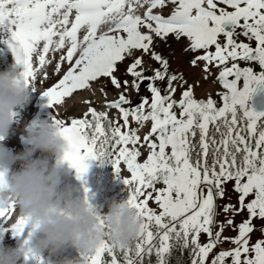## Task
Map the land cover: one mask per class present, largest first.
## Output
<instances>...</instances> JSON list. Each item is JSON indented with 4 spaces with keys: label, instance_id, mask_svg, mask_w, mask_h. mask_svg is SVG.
<instances>
[{
    "label": "rangeland",
    "instance_id": "obj_1",
    "mask_svg": "<svg viewBox=\"0 0 264 264\" xmlns=\"http://www.w3.org/2000/svg\"><path fill=\"white\" fill-rule=\"evenodd\" d=\"M180 1L152 7V0H0V217L19 206L6 204L9 195L54 184L42 174L52 154L60 155L62 147L68 159L82 152L83 141L77 147L65 140L72 127L100 164L95 197L71 207L73 231L63 251L53 249L63 200V214L51 216L48 225L30 218L34 230L27 242L56 228L44 246L47 264H84L101 245L102 264H130L151 245L161 259L172 231L192 242L193 264H264V117L257 119L248 106L253 85L264 82V44L256 39L264 36V0L253 9L200 0L220 15L246 11L237 22L250 29L237 22L232 27L225 63L224 57H200L206 42L191 46L197 32L215 26L196 10L187 15L197 22L191 30L155 32L154 14L172 15L185 6ZM83 8L96 17L102 11L97 30ZM131 32L138 33V45L128 43ZM91 60L97 61L94 70H81ZM76 73L87 79L71 84L68 76ZM204 82L215 84L210 101L195 95ZM52 89L60 98L40 110L34 134L45 137L27 155L20 147L33 133L27 121L39 98L49 97L39 95ZM172 96L181 99L172 110L175 124L166 113ZM131 99L138 101L136 108L129 106ZM174 133L179 137L171 138ZM190 192L198 208L174 221L172 205L181 201L187 207ZM4 227L0 264H20L2 262L1 249L16 229Z\"/></svg>",
    "mask_w": 264,
    "mask_h": 264
},
{
    "label": "bare ground",
    "instance_id": "obj_2",
    "mask_svg": "<svg viewBox=\"0 0 264 264\" xmlns=\"http://www.w3.org/2000/svg\"><path fill=\"white\" fill-rule=\"evenodd\" d=\"M185 1V0H184ZM192 0H190L191 2ZM188 3V2H187ZM191 3H188V7L186 6V9L190 7ZM152 7L154 6H160L159 3H153L151 5ZM82 9V8H81ZM200 13V10H197ZM205 11V10H204ZM102 12V11H101ZM99 14L101 16L102 14ZM85 17L86 21L89 22L90 27L92 30L96 29V27L99 25L98 18L94 14V11L90 9V11H86L85 8H83L82 12ZM143 15L145 16L146 13ZM143 16V17H144ZM96 17V18H94ZM94 19H97V21H94ZM181 21V20H180ZM127 21H123V24H126ZM163 22L157 21L154 23L155 25V32H160V31H166L167 30V25H163ZM188 26V23H186ZM136 38L138 40V35L136 34ZM201 38V34L197 33L195 39H192L190 43L191 45H195V42L199 41ZM128 43L130 45H134L132 42H130L127 39ZM146 45H148V42H145ZM98 60V58H96ZM74 75H80L78 77V81L82 82L86 80V76L81 75V74H73L72 76L75 77ZM71 76V81L75 78ZM70 81V82H71ZM78 82V83H79ZM73 84V85H78ZM215 84H207V82L202 83V85L199 86V88L196 89L195 95L197 96H206L208 99H211L212 93L214 91ZM67 90V89H66ZM42 96L43 95H39ZM38 96V97H39ZM45 99L39 98L37 102V107L35 108V111L31 114V117L27 121L26 125V130H29L30 132H33L31 135H28L24 141L21 143V146L25 151L26 154L29 155L31 154V149L29 148L30 146L36 147L37 145H40L42 139L45 137L44 134H34L35 131L34 129L40 125V119H39V114L40 110L43 109L46 106V99H49L51 96L47 97L44 96ZM47 97V98H46ZM52 99L48 100L49 102ZM83 103H87V101H84ZM103 113L105 114V110H103ZM77 132L78 130L74 127L71 129V134L65 135L67 140L74 146L76 145V142L78 141L77 138ZM59 134L61 132L58 131ZM29 141L32 143L29 144ZM52 143H55L54 141ZM78 147V146H77ZM84 147V146H83ZM65 148L62 147L58 156H52L51 155V164L50 167L47 170H44L42 174L47 178V180H53V185H49L46 187L39 186L38 188H27L24 192L21 194L15 195L11 194L9 195L8 198H6V203L7 205H13L17 203L19 206L16 208L10 207L8 208L7 211H5L4 215L0 217V226H5L6 228H16L12 234L14 237L9 238L12 239L8 245L2 247L1 252H3V261L8 260L13 262L14 260H21L20 264H47L45 262V257L43 256V251H44V246L48 241H50L56 231V228L48 227L45 228L44 230V236L41 237L40 239L32 242H27L25 240L26 237L31 235L32 230H34V226L31 225L30 218L33 219H38L41 220L45 217H50L53 215H62L64 212V206L62 204L63 196L59 193L57 188H64L67 183V177L68 174L66 173V169L69 166L68 163L70 162V158L68 159L66 156L62 154L64 152ZM33 151V150H32ZM28 152V153H27ZM53 159V160H52ZM54 161V162H53ZM263 179H259L258 181L261 183ZM9 194V193H8ZM8 196V195H7ZM33 223V222H32ZM4 227V228H5ZM18 227V228H17ZM7 237H4L3 235L0 234V241L5 240ZM70 238H67L64 243L58 246L56 252L60 253L63 251L69 244ZM1 247V246H0Z\"/></svg>",
    "mask_w": 264,
    "mask_h": 264
},
{
    "label": "water",
    "instance_id": "obj_3",
    "mask_svg": "<svg viewBox=\"0 0 264 264\" xmlns=\"http://www.w3.org/2000/svg\"><path fill=\"white\" fill-rule=\"evenodd\" d=\"M256 1V0H253ZM245 11H236L228 16H224L218 23V28L225 32L231 30L232 26L245 15ZM242 28L248 27L247 24H240ZM264 41V38H262ZM148 81V79H146ZM145 85V84H143ZM250 108L254 115H264V83L259 81L256 83L250 97ZM71 167L73 174L68 181L67 194L64 197L65 213L59 225L56 240L53 244V249L57 248L59 244L69 236L71 230L70 210L72 204L85 197L95 195V174H96V157L93 153L84 152L82 156L72 160ZM174 217H178L182 212V202H178L172 207ZM45 224H49V219H45ZM104 248L97 247L85 264H101V257Z\"/></svg>",
    "mask_w": 264,
    "mask_h": 264
},
{
    "label": "trees",
    "instance_id": "obj_4",
    "mask_svg": "<svg viewBox=\"0 0 264 264\" xmlns=\"http://www.w3.org/2000/svg\"><path fill=\"white\" fill-rule=\"evenodd\" d=\"M130 104L131 106H136L137 100L133 99ZM186 203H188V206H185L187 211L198 208V206L196 207L193 192L189 193ZM167 237L168 246L161 259L155 253V249L151 247L133 264H193L195 247L190 239L185 240L181 232L173 237V231Z\"/></svg>",
    "mask_w": 264,
    "mask_h": 264
},
{
    "label": "flooded vegetation",
    "instance_id": "obj_5",
    "mask_svg": "<svg viewBox=\"0 0 264 264\" xmlns=\"http://www.w3.org/2000/svg\"><path fill=\"white\" fill-rule=\"evenodd\" d=\"M133 78L136 79V77H134V76H133ZM139 79H140V78H137V81H138V82H140ZM173 96H174V94H173ZM173 96L170 98V99H172V105H171L170 108H167L166 106H164L165 104H162V105L160 106V107H163V108H167V109H169V110H168L169 112H166V113H168V114L171 113V111H172L173 109H175V104L177 103V100H178V99H176V98L173 97ZM166 100H167V99H166ZM166 100L163 98V101H164V102H165ZM167 101H168V100H167ZM172 113H175V111H174V112L172 111ZM99 171H100V168H99V170H98V177H99V175H100Z\"/></svg>",
    "mask_w": 264,
    "mask_h": 264
}]
</instances>
